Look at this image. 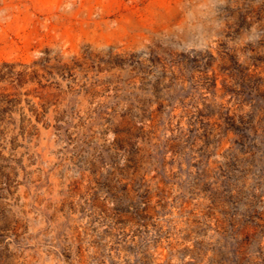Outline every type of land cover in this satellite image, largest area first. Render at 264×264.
I'll return each mask as SVG.
<instances>
[{
  "label": "rangeland",
  "instance_id": "1",
  "mask_svg": "<svg viewBox=\"0 0 264 264\" xmlns=\"http://www.w3.org/2000/svg\"><path fill=\"white\" fill-rule=\"evenodd\" d=\"M46 52L0 86V264H264V0H0V68Z\"/></svg>",
  "mask_w": 264,
  "mask_h": 264
},
{
  "label": "trees",
  "instance_id": "2",
  "mask_svg": "<svg viewBox=\"0 0 264 264\" xmlns=\"http://www.w3.org/2000/svg\"><path fill=\"white\" fill-rule=\"evenodd\" d=\"M73 70L74 60L66 62L62 57H51L49 52H46L42 58L31 65L4 63L0 68V86L8 84L16 89H24L30 85H38L41 88H45L50 86L44 83V81L49 82L48 78H52L55 75L65 78L66 74L72 76ZM57 87L59 88L58 85ZM19 104H21V99L18 94L0 95V122H2L4 116L13 114L16 106ZM43 108L47 110L45 105H43ZM41 118L38 115V123H41ZM24 132L25 130L22 129V133ZM4 134L5 132L0 130V137ZM5 178L7 180V175ZM0 183H2L1 178Z\"/></svg>",
  "mask_w": 264,
  "mask_h": 264
}]
</instances>
